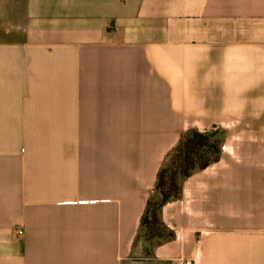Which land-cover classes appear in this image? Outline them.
Returning <instances> with one entry per match:
<instances>
[{
	"label": "crops",
	"instance_id": "crops-1",
	"mask_svg": "<svg viewBox=\"0 0 264 264\" xmlns=\"http://www.w3.org/2000/svg\"><path fill=\"white\" fill-rule=\"evenodd\" d=\"M1 5L0 264H264V150L229 138L142 233L183 133L264 132V0Z\"/></svg>",
	"mask_w": 264,
	"mask_h": 264
},
{
	"label": "trees",
	"instance_id": "trees-1",
	"mask_svg": "<svg viewBox=\"0 0 264 264\" xmlns=\"http://www.w3.org/2000/svg\"><path fill=\"white\" fill-rule=\"evenodd\" d=\"M211 136L212 135L208 133L204 134L196 131L183 133L179 146L173 150L179 155V157H183V159L181 163H179L176 167L171 169L164 166L159 172L157 183L147 204L146 213L142 220V226L160 225L163 228L160 217V212L163 205L170 199L176 198L180 195L182 184L188 177H190L197 170L203 169L211 163L219 160L222 152V144L221 146H217L215 142H211ZM201 148L214 150L216 153V157L207 163H204L202 165L194 164L191 168H189L188 164L192 163L194 158H198ZM178 175L181 177V182L179 184L176 183ZM156 190H160V198L158 202L152 198V195ZM150 215L151 217H149ZM156 236L162 238L164 235L153 234L150 236V238H147L150 240L151 238H155Z\"/></svg>",
	"mask_w": 264,
	"mask_h": 264
},
{
	"label": "rangeland",
	"instance_id": "rangeland-1",
	"mask_svg": "<svg viewBox=\"0 0 264 264\" xmlns=\"http://www.w3.org/2000/svg\"><path fill=\"white\" fill-rule=\"evenodd\" d=\"M1 1L0 0V12L2 11V5H1ZM210 134L212 135L210 137V141L211 142H215L217 144V146H221L222 147L224 145V143L227 141V138H229L230 140H233L235 142V144L239 147H243L244 146V150L245 152H254L256 153V156L262 157L263 154V150H264V132L262 131H258V132H235V133H226L224 131H212V132H205L204 134ZM228 135L230 137H228ZM216 157V153L214 150L212 149H204L201 148L200 149V155L198 156V158H194L192 163H189L188 166L189 168H191L194 164H204L207 163L211 160H213ZM183 157H179V155L177 153H175L174 151H172L166 159L165 162V166L169 167V168H174L176 167L179 163H181ZM258 161V160H257ZM260 162L262 161V159L259 160ZM196 165V167H197ZM181 182V177L178 175L177 179H176V183L179 184ZM168 191V190H166ZM152 198L154 200H156L158 202L159 198H160V190H156L153 195ZM151 217V215L149 216ZM152 231V232H151ZM143 237L146 239L147 237L150 238L151 235H158V234H163L164 235V230L160 225H144L143 226Z\"/></svg>",
	"mask_w": 264,
	"mask_h": 264
},
{
	"label": "built area",
	"instance_id": "built-area-1",
	"mask_svg": "<svg viewBox=\"0 0 264 264\" xmlns=\"http://www.w3.org/2000/svg\"><path fill=\"white\" fill-rule=\"evenodd\" d=\"M181 264H198L196 260L194 259H183L181 261Z\"/></svg>",
	"mask_w": 264,
	"mask_h": 264
}]
</instances>
